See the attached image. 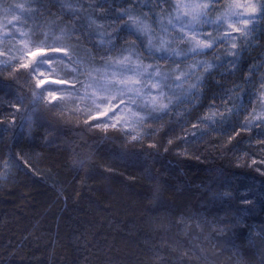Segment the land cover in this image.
I'll list each match as a JSON object with an SVG mask.
<instances>
[{
  "label": "clouds",
  "instance_id": "clouds-1",
  "mask_svg": "<svg viewBox=\"0 0 264 264\" xmlns=\"http://www.w3.org/2000/svg\"><path fill=\"white\" fill-rule=\"evenodd\" d=\"M262 36L264 0H108L106 6L102 0H0V76L19 85L13 106L28 139L43 128L45 138L61 140L78 170L94 163L99 148L114 146L122 163L143 166L155 207L168 191L152 172L165 128L179 130L167 143L186 145L180 157L233 117L229 143L248 136L264 145V59L226 88L220 106L190 120L208 79L220 84V76H236L244 54L264 46ZM207 171L196 190L209 204L234 209L238 224L253 210L248 197L231 179L214 176H223L222 169ZM193 187L185 182L174 190ZM188 219L182 212L156 225L171 233L168 247L179 264H242L232 259L239 248L228 246L231 221L189 225ZM253 235L264 240L260 232L245 239ZM158 264L167 262L158 257Z\"/></svg>",
  "mask_w": 264,
  "mask_h": 264
},
{
  "label": "trees",
  "instance_id": "trees-1",
  "mask_svg": "<svg viewBox=\"0 0 264 264\" xmlns=\"http://www.w3.org/2000/svg\"><path fill=\"white\" fill-rule=\"evenodd\" d=\"M261 59L264 46L244 54L236 76H220V84L210 77L190 120L195 123L210 107L218 106L226 88L242 80L250 65ZM18 88L13 80L0 76V264H158V257L167 264H179L168 247L171 233L156 225L182 212L186 219L191 217L189 225L219 223L222 217L231 221L228 235L233 239L228 246L239 248L232 259L264 264V240L255 235L245 239L250 232L264 235V155L260 151L264 145L248 136L229 143L235 117L217 125L222 131L196 141L185 157L176 154L186 147L182 141L167 143L179 131L175 125L159 134L161 154L152 172L168 191L164 203L153 207V181L143 166L122 163L114 146H102L94 163L78 170L70 165L66 146L54 137L45 138L43 128L28 139V130L21 131L13 106ZM209 167L222 169L223 176H214L221 181L231 179L248 197L246 206L253 210L238 224L234 209L209 204L196 190L208 180ZM185 182L194 187L177 194L175 186ZM235 204L243 206L240 201Z\"/></svg>",
  "mask_w": 264,
  "mask_h": 264
},
{
  "label": "rangeland",
  "instance_id": "rangeland-1",
  "mask_svg": "<svg viewBox=\"0 0 264 264\" xmlns=\"http://www.w3.org/2000/svg\"><path fill=\"white\" fill-rule=\"evenodd\" d=\"M107 2L108 1H106V0H102V3L106 6L107 5ZM125 2H127V0H125ZM122 34H127V29H122ZM251 99V94L249 93L248 95H247V99H246V103L245 104H247V102L249 101ZM221 105V102L218 104V106H220Z\"/></svg>",
  "mask_w": 264,
  "mask_h": 264
}]
</instances>
